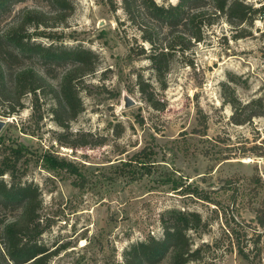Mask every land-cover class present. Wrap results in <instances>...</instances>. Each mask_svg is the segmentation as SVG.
<instances>
[{
    "label": "rangeland",
    "instance_id": "rangeland-1",
    "mask_svg": "<svg viewBox=\"0 0 264 264\" xmlns=\"http://www.w3.org/2000/svg\"><path fill=\"white\" fill-rule=\"evenodd\" d=\"M72 2L66 22L48 28L63 32V40L43 36L38 41L82 44L96 53V69L81 83L83 110L62 127L48 92L39 102L38 123L31 118L32 94L11 116L3 115L0 103V118L6 120L0 138L9 147L24 145L18 168L20 173L27 168L23 180L42 191L41 219L49 226L39 243L50 252L46 264H124L131 243L163 235L160 218L174 208L199 212L207 222L204 231L190 232L196 245L211 244L199 264H250L238 245L264 264V226L257 219L258 209L264 213V156L257 155L264 150V115L236 124L223 99L224 83L242 101L264 99V16L243 38H234L232 25L220 21L205 41L179 54L166 79L158 81L147 59L130 55L133 27L118 24L102 0ZM25 7L51 9L46 0L21 1L0 17V25ZM116 14L125 19L122 9ZM25 62L42 68L55 84L65 71L41 59ZM139 74L153 101L140 91ZM127 97L134 101L130 106ZM82 133L90 143L68 144ZM44 154L73 162L78 173L49 169ZM134 154L142 161L132 159ZM28 155L33 156L24 168ZM78 179L82 186L75 184ZM175 180L183 187L174 190ZM13 213L0 206V225Z\"/></svg>",
    "mask_w": 264,
    "mask_h": 264
},
{
    "label": "trees",
    "instance_id": "trees-1",
    "mask_svg": "<svg viewBox=\"0 0 264 264\" xmlns=\"http://www.w3.org/2000/svg\"><path fill=\"white\" fill-rule=\"evenodd\" d=\"M21 1L25 0H0V17ZM46 1L51 9L25 7L8 24L0 25V103L5 105L3 115L11 116L23 107L24 96L32 94L31 118L38 123L42 118L39 102L42 95L48 92L53 99L55 121L66 127L83 110L81 83L86 75L95 71L97 55L82 44L44 45L38 41L43 36L62 41L63 32L50 29L64 24L74 10L72 0ZM102 1L108 5L118 24L123 26L128 23L136 31L132 36L135 44L130 45V55L147 59L158 81L166 79L172 62L179 54L185 55L196 44L205 41L208 30L220 21L232 25L236 30L234 38H243L251 34L250 27L255 19L264 16V4L255 7L246 0H178L168 4L158 3L157 0ZM119 9L124 11L125 19L116 14ZM145 44L149 46L145 47ZM28 58L64 66L60 82L55 84L49 80L42 68L26 65ZM138 84L140 91L153 101L148 83L140 74ZM228 88L229 85L224 83L223 99L231 106L232 122L244 124L264 115L263 98L242 101L237 95L227 92ZM202 123L205 125V121ZM200 131L205 134L204 129ZM87 135L79 134L76 143L68 144H88L90 142L85 140ZM24 149V145L9 147L0 138V206L16 211L12 218L0 225V264H46L50 256L46 246L39 243V237L49 226L41 219L42 191L33 181L23 180L27 171L25 167L30 164L33 155H28L23 161L26 164L24 172L20 173L18 168ZM257 155L264 156V150ZM138 157L139 154H134L132 159L142 161ZM42 158L49 169L78 173L74 163L64 158L51 154H44ZM6 174L10 177L9 181L5 179ZM75 181L76 185H83L82 180ZM181 186L174 181V190ZM204 198L208 200V197ZM257 219L264 226L262 209H258ZM160 220L163 235L156 237L150 234L131 243L124 252V264H199L204 248L211 247L207 242L196 245L190 235L191 231L206 229L207 222L201 214L174 208L163 213ZM238 247L241 256L250 264H262L240 245Z\"/></svg>",
    "mask_w": 264,
    "mask_h": 264
},
{
    "label": "water",
    "instance_id": "water-1",
    "mask_svg": "<svg viewBox=\"0 0 264 264\" xmlns=\"http://www.w3.org/2000/svg\"><path fill=\"white\" fill-rule=\"evenodd\" d=\"M133 103H134V101L131 98H129V97L126 98V106H130ZM5 124H6V120L0 118V132L3 129V127L5 126Z\"/></svg>",
    "mask_w": 264,
    "mask_h": 264
}]
</instances>
